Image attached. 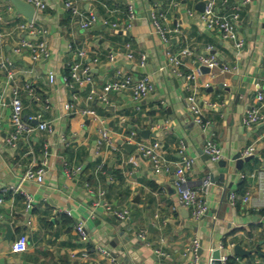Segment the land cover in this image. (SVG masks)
I'll use <instances>...</instances> for the list:
<instances>
[{
    "label": "crops",
    "instance_id": "0c3cea01",
    "mask_svg": "<svg viewBox=\"0 0 264 264\" xmlns=\"http://www.w3.org/2000/svg\"><path fill=\"white\" fill-rule=\"evenodd\" d=\"M45 1L46 9L35 15L47 29L49 55L39 61H33L26 51H13L21 38H39L19 28L28 19L11 2L0 3V54L13 62L16 72L9 83L0 74L5 102L0 105V195L2 188L9 190L0 206V264H112L95 245L110 250L120 264H159L156 249L165 251L171 264H186L194 239L200 242L203 264H210L213 246L221 244V255L228 251L234 264H264V118L251 126L243 123L246 109L258 103L257 95L264 91V0L232 1L240 8L237 34L243 41L241 47L223 39L218 30L205 28L196 15H188V10L199 12L197 4L208 0H81L82 7L95 11L100 19L121 23L127 21V5H133L136 18L125 31L101 21L81 29L63 0ZM215 6L223 13L230 11V4L223 5L221 0H215ZM154 18L170 30L168 43L155 31ZM126 43L131 44L132 59L126 56ZM207 45L228 70L209 68L193 82L171 74L167 52L192 50L182 67L186 73L195 66V54L203 53ZM80 51L85 52L83 57L77 55ZM109 53L115 54L114 60L108 59ZM141 54L146 55L144 66L139 64ZM76 59L90 66L98 87L117 78L119 71L136 78L149 75L154 90L140 103L127 92H111L104 103L91 100L89 85L64 83L66 66ZM49 72L55 74L53 82ZM24 83L31 84L33 94ZM10 85L20 89L24 119L37 117L33 125L49 121L52 133L36 129L28 137L21 135L15 146L7 144L13 131ZM193 92L205 112V132L193 123L184 104ZM208 103L217 105L210 108ZM103 128L114 146L98 149L99 129ZM131 131L144 142H160L167 169L154 172L135 148L118 143L126 142ZM206 137L220 147L221 160L206 158ZM181 142L187 156L194 159L188 173L191 185L200 188L205 180L210 183L208 211L198 220L179 204L173 181ZM45 146L48 164L42 183L26 181L13 194L10 188L18 185L28 165L42 158ZM251 146L255 148L253 158L232 171L234 155H242ZM221 162L226 165L220 166ZM219 174L224 175V182L209 179ZM248 190L256 206L242 201ZM22 192L32 196L29 210ZM230 193L236 195L234 202ZM64 210H71L73 216ZM122 210L129 211L126 219L112 213ZM78 220L87 228L86 244L78 242L74 227ZM7 225L12 230L10 240L6 239ZM20 233L27 235L26 249L13 252L11 245ZM235 245L248 253L235 255Z\"/></svg>",
    "mask_w": 264,
    "mask_h": 264
},
{
    "label": "built area",
    "instance_id": "2783aa9c",
    "mask_svg": "<svg viewBox=\"0 0 264 264\" xmlns=\"http://www.w3.org/2000/svg\"><path fill=\"white\" fill-rule=\"evenodd\" d=\"M3 0H0V3ZM29 4H31L36 12H42L46 9V1L45 0H23ZM223 5L230 4V11L228 13H223L219 10L218 7L215 6V0H208L206 6L203 11H195L188 10L189 16L196 15L200 23L207 29H215L218 30L223 39L233 41L236 47H241L243 45V41L238 38V21L240 20L239 13V5L237 3H232L233 0H221ZM250 0H242V3H247ZM64 6L75 22L78 24L81 29H88L91 26L95 25L99 21L104 24H109L113 29L118 30H129L132 26L133 20L136 18V12L133 8V5H127V21L121 23L117 20H109L107 18L100 19L98 14L90 9H84L81 5V0H63ZM13 5H10L12 7ZM31 20L24 21L19 24L20 29H28L30 34L34 37H38L39 39L31 40V38H21L18 44L13 48L15 53H21L22 51H26L33 61H39L42 58H46L49 55L48 44L46 40L47 29L36 20V15ZM153 24L155 31L160 35L162 41L168 43L170 40V30L165 29L159 22L158 19H153ZM174 32L178 31L176 27ZM126 56L129 59L134 57L131 44L126 43ZM192 54V50L185 47L182 48L178 53H170L167 52V63L166 66L171 72L172 75L182 76L184 75L189 81H195L198 76H201L204 73L202 67L212 68L215 66H219L224 70H228L229 66L227 64H222L216 54L213 52V47L211 45H207L205 51L199 52L195 54L194 63L195 66L190 68V70L186 73L182 70V67L185 66V58ZM78 56L83 57L85 55L84 51H80L77 53ZM109 60L115 59L114 53L108 54ZM97 59L95 58L94 61ZM146 63V55L141 54L139 58L140 66H144ZM0 74H3L6 82L14 80L16 72L14 70L13 62L7 57L0 54ZM48 78L50 82L55 80V74L53 72H49ZM64 83L69 87L74 86H86L89 85V93L88 98L91 100H98L101 102L108 101V95L111 92H127L131 95L132 99L140 103L143 99H145L149 94H151L154 90V84L149 75L144 74L140 77H134L132 74H121L118 71V77L112 80L106 81L100 87L96 86L93 75L91 73L90 66L84 64L81 60H74L67 64L66 71L63 76ZM205 87H208L209 84L205 83ZM2 84L0 81V105L5 104L4 102V94L1 88ZM24 88L28 91L29 94L34 93V89L30 83H24ZM10 104H11V114L10 120L13 126V131L7 138V144L11 146H15L17 139L21 135L30 136L32 132L36 129L43 130L48 133H52L54 127L49 121H39L37 125H33L31 123L32 120L37 117H28L24 119L23 117V103L20 97V89L16 85H10ZM258 103L253 104L249 108L246 109V112L243 116V123L246 126H251L253 124L258 123L264 118L263 109H264V91L258 93L257 95ZM184 104L191 115L193 123L201 129V131L205 132L207 121L203 106L201 104V100L197 93L193 92L185 97ZM217 104L208 103V107L214 108ZM139 109V106L137 107ZM85 114L94 115V111L92 110H84ZM38 119V118H37ZM100 138L97 141V148L100 149L102 147H113L114 142L111 139L108 130L99 129ZM126 141L129 143H133L135 145L136 152L146 158L154 172L159 173L164 169H167L166 158L162 154V147L158 140L152 142H144L137 138V133L135 131H131L126 136ZM203 151L205 154L209 156V158L217 162L222 159V152L217 143L211 139L207 138L204 142ZM255 153L254 147H248L244 150L242 156L253 155ZM179 154V162L177 169L174 174V185L178 190V201L181 207L188 209L192 218L195 220L203 217L208 211V204L206 193L208 191L209 180H205L203 185L200 188H195L189 182L188 173L192 169L194 165V159L190 158L186 154V146L183 142L179 144L178 147ZM48 149L45 146L43 150V155L38 162L28 165L23 173L20 175L19 183L16 187L10 188L13 194H16L20 191L22 183L26 181H35L37 183H42L44 174L46 172V167L48 164ZM101 167V166H99ZM244 176V175H242ZM2 195H0V206L4 202V196L9 191L8 188H2ZM23 200L25 204L26 210H29L33 206L32 196L28 192H22ZM262 198L264 201V189L262 190ZM229 199L231 202H234L236 199L235 193L229 194ZM242 201L245 203L252 204V206H256L257 204L252 202V194L251 192L245 191L242 195ZM98 205V204H96ZM106 209L110 210V207L107 206ZM64 214L68 216H73L71 210H64ZM114 216L118 219H126L128 217L129 211H113ZM75 230L77 232L78 242L81 244H86L89 241V234L85 223L81 220H78L75 225ZM27 245V235L25 233H20L17 237L16 241L12 243L11 249L13 252H22L26 249ZM200 247V242L198 239H194L191 246L188 249V253L190 256H187L186 259L189 258V264H198L199 256L197 254L198 249ZM224 246L221 244L219 249H222ZM95 250L104 254L108 257L112 264H120L117 259L113 256V254L104 246L95 245ZM156 254L160 258L159 264H171L165 258L167 254L165 251L161 249H156ZM228 254L221 255V262L226 264Z\"/></svg>",
    "mask_w": 264,
    "mask_h": 264
},
{
    "label": "water",
    "instance_id": "95a60500",
    "mask_svg": "<svg viewBox=\"0 0 264 264\" xmlns=\"http://www.w3.org/2000/svg\"><path fill=\"white\" fill-rule=\"evenodd\" d=\"M9 2H11L14 7L16 8L17 12L18 13H21L23 16H25L28 20H31L34 16V13H35V9L34 7L23 1V0H7ZM206 3L207 1H201L197 4V9L198 11H203L205 6H206ZM149 16H150V13L148 12ZM151 18V17H150ZM202 69L204 71H208V67H202ZM243 90L244 89H240L239 92L240 93H243ZM238 96V95H237ZM118 143L126 148V149H134L135 148V145L134 144H130L129 142H124L123 140H119ZM254 155H248V156H242L240 153H237L234 155L233 157V160L235 161V166H233L231 168L232 171L234 170H239L241 168V164L245 161H249L250 159L253 158ZM206 158H209V156L206 154ZM220 166H225L226 165V162H221V163H218ZM209 179L211 181H214V180H219L221 182H224L225 181V177L223 174H219L217 176H214V175H210L209 176ZM7 228H8V231L6 233V239L7 240H10L11 239V234H12V230H11V227L10 225H7ZM221 249L219 248H216L215 246H213V249H212V252L210 254V264H223L221 262ZM233 252L235 255L237 256H243L245 254H247L248 252H246L245 250L242 249L241 246L239 245H235L233 246ZM202 253V248H199L198 249V256H200ZM225 253L228 254V251L225 250ZM229 255V254H228ZM186 264H189V262H187ZM198 264H203V261H199Z\"/></svg>",
    "mask_w": 264,
    "mask_h": 264
},
{
    "label": "trees",
    "instance_id": "16d2710c",
    "mask_svg": "<svg viewBox=\"0 0 264 264\" xmlns=\"http://www.w3.org/2000/svg\"><path fill=\"white\" fill-rule=\"evenodd\" d=\"M226 264H234L233 260H231L230 256L227 257Z\"/></svg>",
    "mask_w": 264,
    "mask_h": 264
}]
</instances>
